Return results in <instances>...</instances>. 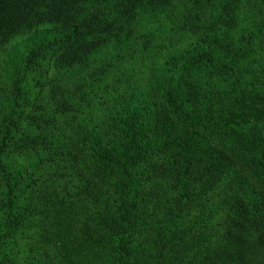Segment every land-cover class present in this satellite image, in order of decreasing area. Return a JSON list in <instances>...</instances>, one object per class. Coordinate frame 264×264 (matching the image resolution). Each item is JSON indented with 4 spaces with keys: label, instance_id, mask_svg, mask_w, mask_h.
Masks as SVG:
<instances>
[{
    "label": "trees",
    "instance_id": "1",
    "mask_svg": "<svg viewBox=\"0 0 264 264\" xmlns=\"http://www.w3.org/2000/svg\"><path fill=\"white\" fill-rule=\"evenodd\" d=\"M0 264H264V0H0Z\"/></svg>",
    "mask_w": 264,
    "mask_h": 264
}]
</instances>
